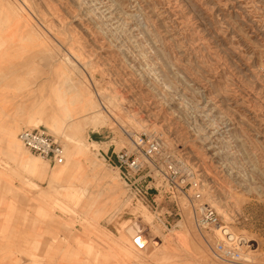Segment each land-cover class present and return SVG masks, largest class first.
I'll list each match as a JSON object with an SVG mask.
<instances>
[{"label": "rangeland", "instance_id": "rangeland-1", "mask_svg": "<svg viewBox=\"0 0 264 264\" xmlns=\"http://www.w3.org/2000/svg\"><path fill=\"white\" fill-rule=\"evenodd\" d=\"M8 22L24 25L26 36L12 49V63L21 70L23 60L32 61L24 77L61 71L68 76L65 96L84 108L63 115L67 105L58 109L52 96L38 104L46 108L31 111V121H23L21 111L16 139L22 129L46 132L62 146L63 167H71L67 178L50 179L43 191L25 180L21 192L37 215L68 219L60 222L64 229L77 225L94 247L87 257H99L94 253L106 246L102 234L112 226L119 251L136 263L217 264L210 247L220 235L196 227L186 198L175 206L163 197L157 209L137 203L99 155L109 145L121 148V129H140L134 113L142 111L148 122L140 125L156 131L164 149L193 171L200 194L195 202L226 210L227 218L216 213L247 241L238 264H264V0H0V29ZM46 83L31 96L42 98ZM62 90L52 87L55 98ZM115 93L131 98L132 112L111 109ZM92 111L102 125L83 117ZM39 114L51 117L43 121ZM17 143L36 156L29 166L48 163ZM81 157L88 158L87 175ZM7 167L0 158V180H11ZM137 229L141 262L120 246H131ZM171 239L178 246L166 256L160 245L175 244Z\"/></svg>", "mask_w": 264, "mask_h": 264}, {"label": "crops", "instance_id": "crops-1", "mask_svg": "<svg viewBox=\"0 0 264 264\" xmlns=\"http://www.w3.org/2000/svg\"><path fill=\"white\" fill-rule=\"evenodd\" d=\"M5 24L4 28L0 29V43L2 44L0 46V158L8 163L5 174L12 181L0 180V264H140L136 263L135 259H129L122 250L119 251V245L115 243L118 234L112 230V226H106L107 230L102 234L103 239L107 240L106 246L94 253L99 257L96 259L94 255L87 257V249L94 247L90 238L84 235L77 225L64 229L60 222L61 220L67 222L68 219L58 214H55V217L59 219H51V221L43 219V216L36 213L38 207L31 203L26 193L21 192L25 180L32 181L43 190L50 179L61 178L62 180L71 174V167L55 168L40 159L41 163L28 165L29 158L33 155L23 153L17 143L18 134L25 129L18 132L17 139L15 136V131L22 121V109H25L26 114L23 121L27 122L33 120L30 119L31 111L46 108L38 104L44 103L47 99L51 101L52 96L60 102L58 109L62 110L61 102L67 105L62 111L63 115L78 114L84 108L79 103L77 106L71 105V97L65 96V84L62 81L68 76L63 75L61 71L54 70L49 71V75L41 74L35 77L36 73L32 77H24L25 71L32 65L31 59L22 61L26 63L25 70H21L18 64L12 63L16 55L12 52L14 45L18 43L21 35L26 36L21 33L24 31V25L9 22ZM29 71H27L28 75L31 72ZM46 82L49 83L48 89L44 91L42 98L31 96L35 95L36 88L46 86ZM56 84L62 86L63 89L58 99L52 91V87ZM26 86L28 88H25ZM88 115L89 113H85L83 117L86 118ZM38 116L42 117L43 121H46L44 120L46 117H51L46 114ZM91 142L94 141L89 143ZM94 143L99 144L97 141ZM108 151L110 148L107 151H99L100 157L105 162L104 154ZM33 157L36 158V156ZM80 159L84 164L83 174L87 175L88 170L91 169L87 166L88 158L81 157ZM145 241L147 245V237ZM167 241L160 245L166 256L171 254L170 249L175 245L178 246L174 240L175 244H168ZM120 246L128 249L130 254H135L137 262L142 261V255L138 253V250L143 249H138L133 241H131V246L126 244Z\"/></svg>", "mask_w": 264, "mask_h": 264}, {"label": "built area", "instance_id": "built-area-1", "mask_svg": "<svg viewBox=\"0 0 264 264\" xmlns=\"http://www.w3.org/2000/svg\"><path fill=\"white\" fill-rule=\"evenodd\" d=\"M110 103L114 112L129 113L133 104L129 96L113 94ZM102 111L106 107L100 103ZM138 130L121 129L126 142L118 151L112 149L104 154L108 166L118 170L131 200L157 209L165 197L174 205L184 197L193 207V217L198 229H214L220 239L210 247V254L217 264H238L247 241L229 232L226 225L208 204L196 203L200 198L197 179L186 163L172 151L165 150L156 131L147 128L144 112L134 113ZM141 123L146 126L140 125ZM18 141L30 153L46 160L52 166L63 162L62 146L50 135L39 129H25L18 134ZM193 192V193H189Z\"/></svg>", "mask_w": 264, "mask_h": 264}, {"label": "bare ground", "instance_id": "bare-ground-1", "mask_svg": "<svg viewBox=\"0 0 264 264\" xmlns=\"http://www.w3.org/2000/svg\"><path fill=\"white\" fill-rule=\"evenodd\" d=\"M25 3V2H24ZM30 74H32V72H30L29 73V75ZM132 114V113H131ZM130 115V114H129ZM87 118V120L89 119V121L91 122V125L92 126H97L98 124H100V125H102V118H101V115L99 114V113H97L96 111H92V112H90L89 113V115L86 117ZM95 128V127H94ZM139 128V127H138ZM95 142V141H94ZM94 142H91L90 144H92V145H98L97 143H94ZM82 143V142H81ZM31 164H32V162H31ZM67 163H64V164H61V166L59 167V168H61V167H63V166H65ZM112 183V182H111ZM33 185V190L34 189H37V190H39V191H43V190H41V188L39 187L38 188V186L37 185H35V184H32ZM80 187V186H79ZM71 188V187H70ZM81 189V188H80ZM78 191V190H77ZM83 191V190H82ZM44 193H46V194H49L50 192L48 191V190H44ZM73 193V192H72ZM39 198V197H38ZM70 199V198H69ZM94 204V203H93ZM216 211H219L222 215H225V217L227 218V217H229V214L227 213V211L226 210H220L219 209V207L217 206L216 207ZM131 226V225H130ZM128 227V226H127ZM131 228H133V227H131ZM226 228L228 229V231L229 232H231L230 230H229V228H228V226H226ZM134 231V230H133ZM134 234V233H133ZM132 234V235H133ZM127 235V234H126ZM129 235V234H128ZM140 231H138V229H137V232H135V234L132 236V240H134V239H136V244H137V246H141L142 244H141V242H140ZM130 236V235H129ZM130 238V237H129ZM135 244V245H136Z\"/></svg>", "mask_w": 264, "mask_h": 264}, {"label": "water", "instance_id": "water-1", "mask_svg": "<svg viewBox=\"0 0 264 264\" xmlns=\"http://www.w3.org/2000/svg\"><path fill=\"white\" fill-rule=\"evenodd\" d=\"M133 242L136 244V239H134Z\"/></svg>", "mask_w": 264, "mask_h": 264}]
</instances>
